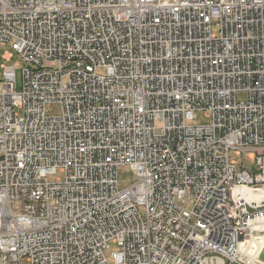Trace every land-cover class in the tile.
<instances>
[{
  "label": "built area",
  "instance_id": "obj_1",
  "mask_svg": "<svg viewBox=\"0 0 264 264\" xmlns=\"http://www.w3.org/2000/svg\"><path fill=\"white\" fill-rule=\"evenodd\" d=\"M0 43V264H264V0H0Z\"/></svg>",
  "mask_w": 264,
  "mask_h": 264
},
{
  "label": "rangeland",
  "instance_id": "obj_2",
  "mask_svg": "<svg viewBox=\"0 0 264 264\" xmlns=\"http://www.w3.org/2000/svg\"><path fill=\"white\" fill-rule=\"evenodd\" d=\"M9 52L11 54L10 59L4 57V55ZM3 64H12L16 68V79L17 86L21 87L23 80V60L18 52L12 48L10 43H0V78H4L3 76ZM0 90H1V81H0ZM243 98V95L239 96ZM208 112L204 109H198L195 111V116L192 122H203L208 121L210 117L207 114ZM246 163H250L248 158L245 159ZM119 180L121 186H126L135 180L136 171L131 168L129 164H122L118 170ZM111 250L115 249V244L111 242ZM20 264H32L26 257H23L20 261Z\"/></svg>",
  "mask_w": 264,
  "mask_h": 264
},
{
  "label": "water",
  "instance_id": "obj_3",
  "mask_svg": "<svg viewBox=\"0 0 264 264\" xmlns=\"http://www.w3.org/2000/svg\"><path fill=\"white\" fill-rule=\"evenodd\" d=\"M260 258H261V259H264V248H263V250H262V252H261Z\"/></svg>",
  "mask_w": 264,
  "mask_h": 264
}]
</instances>
